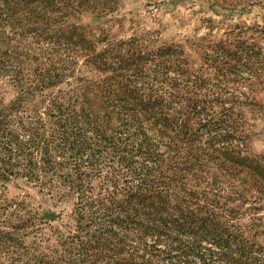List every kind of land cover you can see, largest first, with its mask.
<instances>
[{"label":"trees","instance_id":"16d2710c","mask_svg":"<svg viewBox=\"0 0 264 264\" xmlns=\"http://www.w3.org/2000/svg\"><path fill=\"white\" fill-rule=\"evenodd\" d=\"M119 3L0 0V80L16 92L0 103V187L23 178L76 196L67 222L12 212L0 264H264L240 211L264 196V158L230 91L251 48L216 46L196 66L150 34L96 39L79 23ZM39 224L53 238L26 245Z\"/></svg>","mask_w":264,"mask_h":264},{"label":"rangeland","instance_id":"374dc122","mask_svg":"<svg viewBox=\"0 0 264 264\" xmlns=\"http://www.w3.org/2000/svg\"><path fill=\"white\" fill-rule=\"evenodd\" d=\"M79 23L96 39L127 41L150 34L151 48L177 44L196 66L203 63L204 54H214L216 46L230 43L232 48L250 47L255 63L244 70L241 84L231 83L230 91L244 102L235 110L251 135L248 152L264 158V0H120L115 13L102 17L89 14ZM15 96L13 87L0 80V103H9ZM4 185L0 187V227L6 219L16 222L17 218L10 214L23 209V213L37 217V223L47 222L50 214L67 222L76 209V196L63 197L64 189L41 192V186L23 178H13ZM248 198L240 205L242 223L258 224L257 240L264 246V196L254 190ZM251 206L260 209L253 210ZM256 218L259 220L253 222ZM26 234L28 246L53 238L49 226L42 224Z\"/></svg>","mask_w":264,"mask_h":264}]
</instances>
